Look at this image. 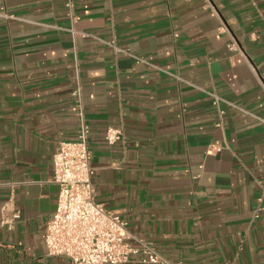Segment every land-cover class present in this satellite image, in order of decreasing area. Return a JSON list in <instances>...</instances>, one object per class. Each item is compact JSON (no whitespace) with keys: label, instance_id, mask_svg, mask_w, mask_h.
Segmentation results:
<instances>
[{"label":"crops","instance_id":"1","mask_svg":"<svg viewBox=\"0 0 264 264\" xmlns=\"http://www.w3.org/2000/svg\"><path fill=\"white\" fill-rule=\"evenodd\" d=\"M66 2L0 0V264H71L43 229L78 102L94 199L131 234L170 264H264V0Z\"/></svg>","mask_w":264,"mask_h":264},{"label":"built area","instance_id":"2","mask_svg":"<svg viewBox=\"0 0 264 264\" xmlns=\"http://www.w3.org/2000/svg\"><path fill=\"white\" fill-rule=\"evenodd\" d=\"M66 5L71 10L72 0H67ZM69 17L74 22L75 16L71 12ZM70 31L75 33L73 28ZM113 48L115 52L122 51L115 45ZM131 55L142 61L139 56ZM211 95L217 104L219 97L214 93ZM77 107L80 127L76 140H59L52 154V181L58 185V196L56 207L43 229L47 253L64 256L71 264H120L126 262L131 254L140 252L147 256L149 262L170 264L150 242L131 234L117 212L107 210L102 203L95 201L88 146L89 126L84 120L80 102ZM123 137L122 128L109 127L104 139L111 145ZM218 149L215 145L210 151ZM12 217H18V212Z\"/></svg>","mask_w":264,"mask_h":264}]
</instances>
